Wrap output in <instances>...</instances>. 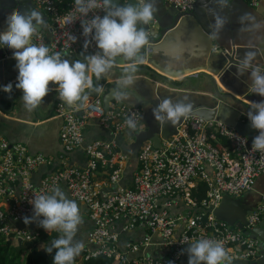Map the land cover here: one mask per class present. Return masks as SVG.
Listing matches in <instances>:
<instances>
[{
	"label": "built area",
	"instance_id": "built-area-1",
	"mask_svg": "<svg viewBox=\"0 0 264 264\" xmlns=\"http://www.w3.org/2000/svg\"><path fill=\"white\" fill-rule=\"evenodd\" d=\"M33 1L46 12L51 26L50 40L38 31L33 43L43 44L62 57L96 50L94 42L86 51L83 48L85 37L80 18L73 11L74 0ZM244 1L252 7L264 5V0ZM164 2L188 13L196 0ZM93 14L104 13L96 10L89 18ZM81 111L79 116L63 103L54 109L56 117L63 118L60 140L65 152L82 148L86 156L83 166L70 165L66 155L58 160L34 155L26 145L0 139V239L12 244L43 243L42 234L53 232H46L35 221L25 224L23 217L32 216L29 201L34 196L50 193L53 186H64L72 199L87 207L93 224L81 251L84 260L104 256L115 264H187L188 244L202 238L220 241L231 260L253 262L261 257L259 241L245 231L259 225L264 228V200L250 212L242 229L215 216L225 195L238 197L249 192L264 174V153L251 150L252 139L215 119L189 114L176 135L160 140L159 148L151 141L143 143L138 167L125 185L121 182L129 154L118 152L113 142L84 144L83 129L90 119H97L104 128L121 133L128 129L125 118L131 116L137 123L134 131H138L142 110L109 105L105 111L97 97ZM219 137L228 140L231 148L223 146ZM107 167L112 171L103 177L100 170ZM38 169L44 173L40 183H35L33 174ZM200 182L207 185L202 201L192 195ZM125 235L130 237L124 239Z\"/></svg>",
	"mask_w": 264,
	"mask_h": 264
},
{
	"label": "clouds",
	"instance_id": "clouds-1",
	"mask_svg": "<svg viewBox=\"0 0 264 264\" xmlns=\"http://www.w3.org/2000/svg\"><path fill=\"white\" fill-rule=\"evenodd\" d=\"M215 8H208L213 20L209 25V38L218 37L228 17L222 15L232 0H211ZM102 10L103 15L89 13ZM74 13L80 18L82 35L85 37V51L94 42L95 51L83 54L82 59H64L59 52H50L49 47L33 43V36L46 27L42 14L36 9L25 12L14 11L5 19V29L0 31V49H12V57L17 69L15 87L21 90L23 108L27 112L37 109L43 98L55 85L57 99L68 106L82 108L88 99L85 89L100 91L92 77L99 81L112 70L117 61L126 62L122 75L117 81L113 94L117 100L123 99L128 89L135 83L138 64L142 62V49L148 44L149 34L145 25L153 19L157 11L156 0H74ZM241 31L264 30V21L252 13L245 12L238 17ZM90 37V39H89ZM75 42L76 37H72ZM256 64V52L248 50L236 67V77L247 74L248 90L264 98V70ZM12 83L0 85V91L10 93ZM192 109L188 97L176 100L158 99L152 109L154 119L160 125H175L182 117H187ZM246 116L252 129L258 134L252 138L251 150L264 153V99L250 102ZM128 129L137 127L131 116L125 118ZM32 216L23 217L25 224L35 221L46 232H57V238L41 248L52 254V264H73L75 257L83 250V242L74 239L78 226L82 223L80 209L75 200L69 199L59 186H53L50 193L34 196L29 201ZM55 250V251H54ZM187 264H231L223 244L215 239L202 238L188 244L185 250ZM169 264H172L169 261Z\"/></svg>",
	"mask_w": 264,
	"mask_h": 264
},
{
	"label": "crops",
	"instance_id": "crops-1",
	"mask_svg": "<svg viewBox=\"0 0 264 264\" xmlns=\"http://www.w3.org/2000/svg\"><path fill=\"white\" fill-rule=\"evenodd\" d=\"M1 1L0 31L5 29V19L12 15L13 9V0ZM18 1L21 2L23 6L21 10L24 9V12L27 10V7H32L40 13L44 12L33 0ZM166 7L168 8L169 6L167 5ZM208 8H215L211 0H196L194 9H196V17L200 25L195 19L190 18V20L186 21L176 32L174 31L175 29L171 31L175 33L170 36L169 41L166 42L164 46H156L151 53L146 54H144L142 49V62H140L137 67H149L157 74L176 84H181L184 80H189L195 85L200 79L204 88H200L197 91L191 90L188 86L184 88V90H186L185 92L193 94L195 98L211 96V93L205 87L206 85L209 86V82L203 75L214 77V79L217 80V86L221 92L232 96L235 100L240 101L244 105V109H242L244 111L243 114H241L242 110H236V112L237 116L240 117L238 121L248 124L250 122L246 113L250 102H259L264 98L260 97L258 94L250 93L247 85V75L241 76L240 78L226 77L222 83L221 78H219V83V75L215 76L214 73L218 72L222 60L224 59V53L237 46H243L245 52L254 50L256 52V64L259 65L264 63V30L258 32L241 31L239 30L240 25L238 23V17L245 12H250L258 20L264 21V7L261 5L252 7L244 0H232L230 7L224 9L221 13L228 17V23L224 26L218 37L211 39L208 33L210 31L209 25L212 23L213 18L211 14L208 13ZM44 13L42 17L46 27L40 29L39 32L45 34L46 38L50 40V20L46 12ZM12 51V49L8 48L0 49V85H6L8 83L14 85L17 83L16 77L18 72L15 68V60L12 57ZM78 55L79 54H75L63 58L70 60L79 59ZM120 66L124 68L126 62ZM262 70H264V67ZM243 77H245V80ZM106 80L100 82L102 94L107 93L111 86L108 82H112V79L107 78ZM152 80L153 79H150L147 73L137 72L135 83L133 84L138 86V90H136L137 92H135V94H137V96L141 94L147 96L151 94V91H157L155 84L158 86L161 84H153ZM162 86H164L163 88H165L166 91L163 92L162 95L175 90L169 88V86ZM49 87L52 90L43 98V102L38 106V113L36 110L27 112L23 108L22 101L20 100L22 95L21 90L12 88L10 92L13 107L8 98V93L0 91V102L6 109V111L0 110V139L4 138L14 144L26 145L29 151L34 155L43 154L44 156L58 160L63 156V147L60 140V132L63 125L62 122L58 120V117H56L54 111L48 119H44L48 112L51 111L53 104L52 100L56 94L55 85L49 82ZM86 91L93 90L85 89V92ZM99 98L102 100L101 96ZM129 99L134 100L131 96ZM115 106L118 107L117 102L110 103V108ZM229 108H232L230 110L234 109L232 105H229ZM77 110L78 109L75 108V111ZM229 113L227 112L226 114L230 116ZM149 115L154 119L152 109H149ZM145 128L146 123L142 120V128L140 130L134 131L125 129L123 132L116 134L114 131L104 128L97 119H90L83 129L84 144L95 140L113 142L119 152L129 154L130 156L128 146L133 142L132 132H139ZM130 159L131 157L129 161L126 162L128 165L124 163L123 180L121 183L125 185L131 182L132 175L137 169L133 168ZM67 160L70 165L83 166L86 163V156L81 148L70 153L69 156H67ZM43 173V169L36 170L33 174V181L35 183H40ZM60 188L69 199H72L64 186ZM263 200L264 174L256 179L253 189L249 192L238 197L224 196L218 207L217 213L219 217L222 215L229 219H234L235 221L244 219L245 214L252 211ZM76 202L80 209L82 223L78 226L74 239L82 241L83 245H85L93 229V224L88 219L87 207L78 201ZM129 237L130 235L123 236L124 239Z\"/></svg>",
	"mask_w": 264,
	"mask_h": 264
},
{
	"label": "water",
	"instance_id": "water-1",
	"mask_svg": "<svg viewBox=\"0 0 264 264\" xmlns=\"http://www.w3.org/2000/svg\"><path fill=\"white\" fill-rule=\"evenodd\" d=\"M1 2L2 1L0 0V7L2 6ZM121 2H123V0H121ZM12 3H13L12 14L14 11L24 12V9L21 10L23 6L20 1L13 0ZM164 4L166 6L168 5L169 7L167 8ZM261 6L264 7L263 4ZM156 8L157 11L154 14L153 19L149 22L148 25L144 26L145 30L149 34L148 44L143 49L144 54L151 53L156 46H164L166 42L169 41L170 36L174 35V33L180 27H182V25H184L186 21L190 20V18L195 19L196 22L200 25V22L196 17L197 16L196 9H193L191 12L188 13H181L173 5H169L166 2H164V0H156ZM28 9H33V8L27 7V10ZM41 14L42 16H44L45 13L41 12ZM173 29H175L174 33L171 32L173 31ZM244 52H245V48L243 46H237L234 47V49H230V51L224 53V59L222 60L221 66L218 72L214 73L215 76L219 75L218 76L219 83H220L219 78H221V83H222L226 77L229 78L236 77L235 75L236 67L240 63L241 58L244 56ZM78 56L79 59L83 58V55L79 54ZM123 64L124 62L117 61L114 64L112 70H110L107 74L103 75L99 81H96L94 76L92 77L94 85L96 84L100 85L101 81H105L107 78H110L112 79V82H108V83L111 86L109 87L107 93L105 94L101 93L102 92L101 88L99 92L86 91V93L88 94V99L84 102V106H86L90 102V100L101 96L103 109L105 111L108 110L109 105L112 102H117L118 109L126 105L135 108H140L142 110L143 113L142 120L143 122L146 123V128L139 132H132L133 142L130 144V146H128V150H130V157H131L130 161L134 169H136L138 166V153L143 143L151 141L155 148H159L160 140L167 139L171 136L176 135L178 132V128L185 119V117H182L179 121H177L175 125H169V124H165L163 126L160 125L155 119H152L151 116L149 115V109H153L156 106V104L158 103V99L171 98L173 100H176L187 96L192 104L190 115L198 116L208 121L214 119L216 121H220L221 123L228 125L230 128H233L242 136H245L249 141H251L255 132H257V130L251 128L250 123L247 124L238 121L240 117L237 116L236 110L244 109L243 107L244 105L240 101L235 100L232 96L226 95L223 92H221L217 86V80L214 79V77L208 75H203V77L206 78L209 82V86L206 85L205 87L211 93V96L210 97L202 96L195 98L193 94H189L188 92H185L186 90H184V88L188 86L193 91H197L200 88H204L200 79L197 81V84L195 85L192 84V82L189 80H184L183 82H181V84H176L175 82L168 80L167 78L157 74L149 67L141 66L140 68H138L137 72H145L148 74L150 79H153L152 80L153 84L154 83L161 84L160 86L155 84V86L157 87V91H153V92L151 91V94L147 96H144L142 94L137 96L135 92H137L136 90H138L137 89L138 86L132 85L128 89L124 90L126 93L125 97L128 98L124 97L123 99L117 100L113 94V90L116 89L118 86L117 81L122 75V69H123L120 65ZM253 66L254 67L259 66L261 69H263L264 63L259 65L255 64ZM246 75L247 74L243 76ZM243 79L245 80V77H243ZM162 85L169 86V88H173L175 90L173 92H167V94L162 95L163 92H166L165 88H163L164 86ZM12 88H16L15 84L13 85ZM130 96L133 97L134 100L129 99ZM8 98L13 107L10 93H8ZM52 103L53 104L51 107V111L48 112L47 116L44 119H48L51 116V114L55 109L56 104L58 103L65 104L70 110H75V108H77L78 110L76 111V114L79 116L82 114L81 109L84 107L83 106L82 108H79V107L68 106L63 101L57 99V93L54 95ZM229 105L230 106L232 105L234 109L230 110L232 108H229ZM0 110L6 111L5 107L1 102H0ZM35 110L37 111V113L39 112L38 108ZM227 112L228 113L230 112L229 113L230 116L226 114ZM243 113L244 111L242 110L241 114ZM58 120L61 121L63 125V118L59 117ZM69 154L70 153H66L63 148V155L69 156ZM115 187L116 186H114V188ZM217 210L215 211V215L218 218L219 214L217 213ZM250 212L251 211L245 214L244 219H239L236 221L234 219H229L222 215L218 219L226 222L227 224L233 227L242 229L243 226L246 225V219L250 215ZM245 235L259 241L260 247L262 249L261 257L253 262H247L239 259L231 260V264H264V228L261 225H259L252 230L245 231Z\"/></svg>",
	"mask_w": 264,
	"mask_h": 264
},
{
	"label": "trees",
	"instance_id": "trees-1",
	"mask_svg": "<svg viewBox=\"0 0 264 264\" xmlns=\"http://www.w3.org/2000/svg\"><path fill=\"white\" fill-rule=\"evenodd\" d=\"M64 2H70L72 0H63ZM223 146L231 148V144L223 137H219ZM101 175L107 177L112 170L108 167L101 169ZM207 185L200 182L195 190H193V197L198 201H202L206 198ZM59 234L53 232L51 235L46 233L42 234V242H31L23 244H12L3 239H0V264H52V254L46 253L41 246H46L52 240L57 238ZM55 251V250H54ZM84 252H81L79 256L75 257L73 264H115L112 259H108L104 256H98L90 258L88 260L83 259Z\"/></svg>",
	"mask_w": 264,
	"mask_h": 264
},
{
	"label": "rangeland",
	"instance_id": "rangeland-1",
	"mask_svg": "<svg viewBox=\"0 0 264 264\" xmlns=\"http://www.w3.org/2000/svg\"><path fill=\"white\" fill-rule=\"evenodd\" d=\"M78 264H81V263H78Z\"/></svg>",
	"mask_w": 264,
	"mask_h": 264
}]
</instances>
